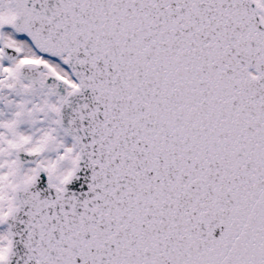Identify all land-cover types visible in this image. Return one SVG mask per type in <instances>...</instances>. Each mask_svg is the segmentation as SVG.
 Instances as JSON below:
<instances>
[{
	"label": "snow or ice",
	"instance_id": "obj_1",
	"mask_svg": "<svg viewBox=\"0 0 264 264\" xmlns=\"http://www.w3.org/2000/svg\"><path fill=\"white\" fill-rule=\"evenodd\" d=\"M0 264H264V0H0Z\"/></svg>",
	"mask_w": 264,
	"mask_h": 264
}]
</instances>
